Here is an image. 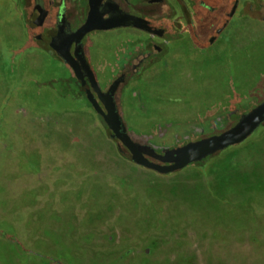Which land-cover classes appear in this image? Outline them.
Listing matches in <instances>:
<instances>
[{
  "label": "flooded vegetation",
  "instance_id": "flooded-vegetation-1",
  "mask_svg": "<svg viewBox=\"0 0 264 264\" xmlns=\"http://www.w3.org/2000/svg\"><path fill=\"white\" fill-rule=\"evenodd\" d=\"M8 1H11L6 11L8 16L10 19L17 16L21 20L26 35L25 41L10 52L21 57H26L27 52L45 53L65 68L67 75L48 81L29 78L14 60L11 65L15 66L6 73L10 96L3 102L2 114L16 102L24 106L22 115L37 109L56 114L91 113L105 124L109 138L111 131L87 92H92L104 112L105 105L89 79L86 78L82 85L74 68L60 53L68 46L75 57L76 42L59 38L61 34L70 37L85 24L90 0ZM4 3L0 0V14L4 11L0 16V27L8 19ZM101 9L104 19L118 14L132 18L141 26L93 31L82 41L101 90L108 91L120 79L115 98L128 131L124 100L129 85L140 84L145 73L169 58L186 66L195 52H211L220 47L228 50L232 42L229 31L234 26L246 34L250 24L264 25V0H102ZM122 21L126 20L123 18ZM107 32L125 35V41L119 43L113 58L117 64L115 71L103 79L93 65L91 50L95 38ZM68 41L70 43L66 45ZM50 82L57 88L53 87L52 96L43 91ZM39 90L40 93H35ZM34 94H38L40 100L32 96ZM45 97L47 99H43ZM50 99L58 105L50 106ZM250 100L251 95L240 100L243 109L224 110L194 121L167 124L155 128L151 135L129 133L135 141L164 155L231 129L242 115L264 101L254 105ZM238 110L242 112L237 116ZM263 132L264 124L242 145L219 151L172 175H161L135 165L128 150L118 140L113 141L117 142L116 146L127 156L128 162L155 176L173 178L190 170L202 175L209 164L253 142ZM149 159L164 165L159 160ZM28 160L37 167L41 164V153L39 157L34 151ZM34 169L28 165L24 170L31 173ZM37 184V188L22 190L15 197L10 194L7 183L0 185V264H197L204 260L232 259L234 252L225 250L222 247L225 245L229 250H239L244 259H259L264 263V216L257 217L250 206L235 207L224 201L222 209L226 214L213 218L202 206L189 204L187 198H171L155 188L146 189L140 197L130 184L111 174L104 177V182L96 181L68 159L58 161L47 176L41 170ZM21 213L24 220L18 226L15 217ZM227 216L244 220L247 228L240 231L229 228ZM244 231L247 232L242 240L249 247L236 241L235 232Z\"/></svg>",
  "mask_w": 264,
  "mask_h": 264
},
{
  "label": "rangeland",
  "instance_id": "rangeland-1",
  "mask_svg": "<svg viewBox=\"0 0 264 264\" xmlns=\"http://www.w3.org/2000/svg\"><path fill=\"white\" fill-rule=\"evenodd\" d=\"M1 1H5V13L8 18L0 27V63L4 70L2 71L4 80L0 81V86L2 82L6 83L5 87L8 86L5 99L10 96L9 76L6 73L15 66L11 65L14 60H17L14 64L19 63V70L26 72L29 78L33 76L43 81L65 78L66 69L45 53L27 52L26 57H21L10 52L25 41L26 35L22 31L21 20L17 16L10 19L6 12L11 6V1ZM248 27L246 34L237 30V26L230 29L229 37L232 42L228 50L220 47L213 48L211 52H195L186 66H180L169 58L165 63L145 73L140 84L129 85L124 100L129 132L145 133L167 124L198 120L206 115L224 111L237 96L240 100H246L255 88L264 83V25L252 23ZM242 36L245 37L240 40ZM124 38L125 35L117 32H107L95 38L91 58L103 79L106 74L115 71L117 64L114 63L113 58L116 57L119 43L125 41ZM53 87L57 90L56 84L52 83L43 87L44 93L52 96ZM0 92L2 93L1 89ZM35 93H40V90ZM37 95L32 96L38 98ZM1 99L0 97V101ZM38 99L40 100V97ZM49 101L50 106L58 105L51 99ZM44 105L48 106L46 102ZM15 108L18 106H14L10 114L19 112ZM0 116L2 117V112ZM26 119L40 131L44 144L50 139L58 142L75 140L78 142L77 147H84L87 150L88 160L86 165H83L93 171V176L95 173L96 176L102 175V177L112 173L130 184L140 197H143L146 189L155 188L171 198L179 196L187 198L189 204L192 202L203 204L201 200L205 196L201 192L208 193L207 188L210 186H206L203 176L195 170L178 174L173 178H162L128 162L126 156L123 157L118 153L115 144L108 138L110 132L103 130L101 121L94 114H56L37 109L35 113L28 114ZM8 123L14 125L11 121ZM10 125L6 124L2 129L3 135L7 138L11 137L13 132V127ZM45 151L47 152L45 166L56 164L57 160L50 153L48 142ZM262 168H264V132L253 142L226 153L215 162L213 184L210 189L213 193L219 194L232 192L237 187L235 185L240 187L242 184L254 183L262 178L259 173V169ZM45 174L47 176L48 171H45ZM67 177L72 178L69 175ZM17 188L18 185H15L14 189ZM208 197L212 204L203 205L209 214L213 218L223 214L216 200L212 196L208 195ZM259 210L264 214V201ZM16 218L19 221L21 216L18 215ZM226 218L227 226L235 231L247 228L243 220L232 216ZM197 264H222V260L214 262L204 260Z\"/></svg>",
  "mask_w": 264,
  "mask_h": 264
},
{
  "label": "water",
  "instance_id": "water-1",
  "mask_svg": "<svg viewBox=\"0 0 264 264\" xmlns=\"http://www.w3.org/2000/svg\"><path fill=\"white\" fill-rule=\"evenodd\" d=\"M101 1L90 0V12L85 24L70 37L61 34L59 38L63 41L76 42L75 57L71 55L68 46H66L67 50L65 48L60 53L74 68L78 79L82 80V85H85L86 78L89 79L92 88L98 93L100 100L106 107V112L101 110L92 92L90 90L87 92L94 108L103 117L111 131L109 138L118 140L120 145H123L128 150L131 155V161L135 165L156 171L161 175H172L186 169L190 164L201 161L219 151L242 145L262 128L264 124V101L242 115L234 127L222 134L191 142L178 149L168 151L164 155L157 154L151 146L135 141L128 131L115 98L120 79L113 83L108 91L103 92L99 86L96 74L87 60L82 41L87 34L93 31H107L124 26L141 28V26L132 18L120 17L118 14L109 19H104ZM123 18L126 20L125 22L122 21ZM69 41L65 44L70 43ZM149 157L161 161L164 165L152 162Z\"/></svg>",
  "mask_w": 264,
  "mask_h": 264
},
{
  "label": "crops",
  "instance_id": "crops-1",
  "mask_svg": "<svg viewBox=\"0 0 264 264\" xmlns=\"http://www.w3.org/2000/svg\"><path fill=\"white\" fill-rule=\"evenodd\" d=\"M2 71L4 72L3 65L2 63H0V73H1L0 81H2V79L4 80V78L2 77L3 76ZM1 86H0V89L2 93L0 92V97L2 99L0 101V113L2 112V105L5 100L6 94L8 92V86L5 87L6 83L3 84L2 82ZM14 106H18V108H15V109L16 111H19V112L15 114H10V110ZM23 109H24V106L22 105V103L16 102L15 104L10 105V107L6 111H4V113L2 114V117L0 116V183L4 181V179H7L10 173L17 172V167H16L17 165L14 164V161H10V165H14L15 168H11V166L9 165V161H8L9 157H8V149H7L9 146H12L14 150L18 153L24 151L28 155V158L31 157V154L34 151L40 157V151H41L43 155V158L41 160L42 171H44V174H45V171L49 172L50 169L54 167L57 163L49 167H46L44 164L45 157L47 155L46 154L47 152L45 151V145L47 142L49 144L50 153L54 156L57 162L60 161L61 159H68V160L74 161L82 171H85L88 174H90V176L96 181L101 180L104 182V177L108 174L115 176L112 173H107L103 177L102 175L96 176V173H95L96 171H94L95 176H93V171L91 169H87V167L83 165L87 163L86 160H88V157H86L87 150H85L84 147H81V148L77 147L78 142H76L75 140L71 142L70 141L58 142L55 139H50L44 144V142L42 141L40 137V131L35 129V127L31 125L29 121H27L26 116L28 115L21 114V110ZM32 112L35 113V111H31L29 114H31ZM2 120H3V123H2ZM10 121L14 125H10L8 123ZM6 124L7 126L10 125L13 127L12 136L11 137L9 136L8 138L3 135V131H2V129L5 127ZM214 165H215V162L211 166V169L209 172V175H210L209 185L206 184L205 179H203L206 186L208 187L210 186V187L207 188L208 193L206 192L204 193L203 191L201 192L205 196L204 199L202 198L203 200H201L202 203L204 205L212 204L210 197H208L209 195V196H212L216 200L217 204L220 206L219 210H222L223 214L225 213V211L222 209L224 205L221 203V201H229L231 205L235 207L250 206L253 209L254 213L259 218L264 216V214L260 213V210H259L261 206L263 205V201H264V168L259 169V173L261 174L262 178H260L258 181L254 183L248 182L246 184H242L240 187L238 185H235L237 187H235L232 192L228 191L226 193L219 194V193H213L210 189L213 184ZM241 174H247V173H241ZM246 176H249V175H246ZM44 179L46 180L48 178L46 177ZM37 181L40 182V173L36 175L33 173L24 172V177H20V179H16L15 181L9 182L7 186L10 191V194L13 197H15V196H19L22 190H25V189L33 190L37 188L38 187ZM15 185H18L17 189H14ZM241 190H243V192ZM195 204L202 206V208L208 212L207 208L203 204H200L198 202H195ZM18 215L21 216L19 221L16 218ZM18 215H16L15 221L17 222V225L20 226V223L24 220L23 219L24 215L22 213ZM232 217L236 218L235 216H232ZM228 218H230V216Z\"/></svg>",
  "mask_w": 264,
  "mask_h": 264
},
{
  "label": "trees",
  "instance_id": "trees-1",
  "mask_svg": "<svg viewBox=\"0 0 264 264\" xmlns=\"http://www.w3.org/2000/svg\"><path fill=\"white\" fill-rule=\"evenodd\" d=\"M251 96H252V100H250L251 101V104H257V103H260V102H262L263 100H264V87H263V84H261L260 86H258L257 88H255V90H253L252 92H251ZM240 100H239V98H238V100H235V101H233V102H231V104L230 105H228V107H226L224 110H229V111H234V109L236 108V109H243V107L241 106L240 107ZM239 111V110H238ZM241 112L242 111H239V112H237V116L238 115H240L241 114ZM214 114V113H213ZM101 124H102V127H103V130L105 131L106 130V126H105V124L102 122V120H101ZM155 129H150L149 131H146L145 132V134H144V136H146L147 134L148 135H151L152 133L154 134L155 133V131H154ZM153 131V132H152ZM139 136V135H138ZM149 137V136H148ZM111 142H113L114 144H115V146H116V143L117 142H115V141H113V140H111V139H109ZM116 148H117V151H118V153H120V155H122L123 157L125 156V155H123L122 153H121V151L119 150V148L116 146ZM8 157H9V165H10V161H14V164H16L17 166V172H15V173H10L9 174V177L7 178V179H4V181H2L1 183H0V185L3 183V182H5V183H9V182H12V181H15L16 179H20V177H23V175H24V172H25V170L24 169H26L27 168V166L28 165H30V167H31V169H34L31 173H41V170H42V168H41V164L40 165H38L37 164V167H35V164H33V166L31 165V161H29L28 160V155L23 151V152H20V153H18V152H16L15 150H14V148L12 147V146H9L8 148ZM40 153H41V151H40ZM127 157V156H126ZM42 158H43V155H42V153H41V160H42ZM12 159V160H11ZM29 163V164H28ZM27 165V166H26ZM213 164H209L208 165V167H207V169L205 170V171H203L202 172V175L204 176V179H205V181H206V183L209 185V180H210V175H209V172H210V169H211V166H212ZM11 166V168H15L14 167V165H10ZM1 191V190H0ZM221 203L222 204H224V201H221ZM246 232L247 231H244V232H241V233H239V232H235V234H236V236H237V242H241L242 244L244 243V241L242 240V238L246 235ZM237 244V243H236ZM244 246L245 247H249V246H247L245 243H244ZM222 247H224L225 248V250L226 249H228V251L229 252H234V257L232 258V259H229V258H226V259H224V260H222V264H264L261 260H259V259H257V260H247V259H244L243 258V255H240V251L238 250H235L233 247V249L231 250H229V246L228 245H225V246H222ZM258 249H261V246L260 245H257L256 246ZM249 259V258H248Z\"/></svg>",
  "mask_w": 264,
  "mask_h": 264
}]
</instances>
